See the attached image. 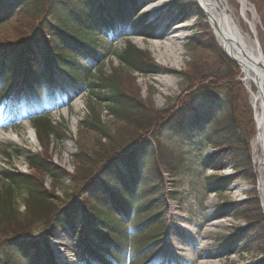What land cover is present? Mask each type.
Returning <instances> with one entry per match:
<instances>
[{
    "label": "trees",
    "instance_id": "obj_1",
    "mask_svg": "<svg viewBox=\"0 0 264 264\" xmlns=\"http://www.w3.org/2000/svg\"><path fill=\"white\" fill-rule=\"evenodd\" d=\"M249 1L264 27V0ZM28 3L0 0V24L12 17L15 8H24ZM193 4H178L182 19L192 12ZM138 10L137 0H42L26 12V32L16 30L6 42L0 41V83L20 87L19 91L26 85L36 94L27 96L24 102L34 113L29 118L39 144L48 151L52 138L65 136L49 119L52 109L58 106L59 93L51 78L55 70L68 76L67 88L89 92L94 103L88 105L89 114L79 128L87 138L92 134L96 137L92 147L80 145L81 151L75 156L80 186L63 204L55 193L69 177L66 171L46 154L8 151L16 158L23 157L31 173L6 170L0 174V264H55L47 239L58 232L77 238L82 264H166L161 255L164 227L157 193L162 175L160 171L150 173L143 163L151 152L153 160H159L165 170L179 177L180 172L192 167L187 162L190 157L178 159L177 153L169 152L167 147L174 146V140L184 141L188 135V146L196 143L194 137L202 133L205 145L222 147L202 168L217 170L231 164L237 172L230 178H207L208 193L226 188L238 177L255 182L251 149L256 135L254 112L239 68L219 48L208 26L201 25L202 33L190 39V50L198 56L186 73L172 72L186 85L180 94L185 98L170 110H156L152 93L147 99L140 96L128 70L147 77L158 74L161 67L131 43L116 53L118 66L111 75L100 69L96 78L91 67L78 65L82 54L94 64L99 57L97 49H110L108 31L115 36H148L144 16L135 17ZM96 36L106 41L96 42ZM202 51L213 58L209 61ZM213 59L216 63L211 65ZM45 77L49 83L46 90L39 87ZM4 95L12 103L10 94ZM97 106L107 110L112 118L109 125L102 121ZM7 109L16 113L14 105ZM45 178L50 187L45 186ZM156 182L153 192L150 183ZM19 191L25 193L22 212L17 202ZM231 207L237 212L235 217L248 221L241 232L264 253V215L259 199L253 195ZM226 251V247L221 250Z\"/></svg>",
    "mask_w": 264,
    "mask_h": 264
},
{
    "label": "rangeland",
    "instance_id": "obj_2",
    "mask_svg": "<svg viewBox=\"0 0 264 264\" xmlns=\"http://www.w3.org/2000/svg\"><path fill=\"white\" fill-rule=\"evenodd\" d=\"M168 1L170 4L167 7L151 14L149 17L147 16L145 26L147 31L150 32L146 36L147 38L118 39L117 37L115 39L112 37L109 52L105 53L102 48L98 49L100 57L96 59V64L89 63L92 76L98 78L100 69L105 74H113L114 69L118 66L116 53L125 49L129 44L128 41L139 50L148 53L152 61L160 67L166 68L167 71L147 77L133 73L130 70L128 72L136 87L140 89V96L143 99L149 98L150 93L153 94L152 102L154 108L158 111L175 108L185 98L184 95L181 96L180 94L181 89L186 85V81H183L180 76L172 74V72L186 73L192 64V59L198 56L190 50V39L202 33L201 25L208 26L201 9L193 4L194 0ZM187 1L193 4L194 9L185 16V19H189L186 23L187 27L179 32V29L174 25L176 19H179V16L182 17L178 4L182 5ZM40 2L42 0H29L24 8H15L12 17L3 25L0 24V41L6 42L15 35L16 30L26 32V12L33 10ZM148 2H152V0H145L143 4ZM228 2L234 12L237 13L239 9L238 1L228 0ZM145 12L146 9H142L136 16ZM181 35H189V38L182 40L181 37L179 38ZM257 36L264 54V28L262 24L257 26ZM95 40L102 41L104 39L96 37ZM168 45L176 51V56H168L165 53ZM202 53L204 57L207 56L209 61L213 58L209 52L202 51ZM88 60V57L81 58L78 64L80 66L85 65ZM104 60L105 62L96 70ZM211 63V65H214L216 63L215 59ZM54 75L56 78H51L56 79L58 82H61V79L64 82L67 81V78L62 74L55 72ZM47 79V77L43 78L42 81L44 82L39 87H45ZM9 88L7 91H11ZM0 89L5 90L7 88L2 86ZM88 93L76 94L72 90L61 92L59 106L51 113L49 119L53 126L61 129L65 136L59 140L52 138L50 144H48V151L37 142L35 133L32 130V122L27 120V113H24L25 109H21L17 113L15 124L9 127L8 122L1 116L5 108L0 97V174L6 170L24 174L31 173L24 158L14 157L15 153L9 154V150H31L33 153L46 154L53 163L66 171L69 176L64 180L63 188L55 193L58 202L63 204L66 200L72 199L74 191L80 186V178L76 175L75 170V156L81 151L80 145L83 144V146L89 148L87 145L92 147L96 140L93 134L89 138L86 135L84 136L85 131L82 134V130L79 128L80 122L89 114L88 105L92 101L89 99ZM215 96L217 99H222L218 94ZM248 101L250 109H252L249 95ZM97 111L101 113L102 121L109 125L112 118L104 106H97ZM205 125L207 127L209 124ZM188 138H190V135L184 141H181V139L174 140V146L169 144L167 147L169 152L177 153L178 159L180 157L183 159L190 157L187 162L192 167L189 165L190 169L185 172L179 170V172H182H180L181 175L178 178H174L171 171L165 170L159 160H153L151 152L144 158L143 165H146L148 171L149 168L151 169L150 173L160 171L162 175V180L158 183L157 193H159L158 202L162 208L160 222L164 227L162 233L164 247L161 251L163 259L167 260V264H264V253L255 249L254 245L250 244L251 241L242 233L247 228L248 221L241 216L233 219L232 215L237 214V212L231 207L248 201L250 196L253 195L260 201L257 181L253 182L238 177L226 188L208 193L206 190L207 178H230L236 176L237 172L231 164L217 170L211 167L202 168V164L218 154L222 147L205 145L202 133L194 137L196 143L191 146H188ZM149 142L153 145L151 139H149ZM189 150L193 153H189ZM253 159L255 160V155ZM0 178H2L1 175ZM44 184L47 187L51 186L47 178L44 179ZM156 184L157 182L150 183L151 188H154ZM0 185H2L1 180ZM17 195V202L20 204L19 208L22 212L24 207L21 204H23L25 193L19 191ZM221 206H225L227 209L221 211L219 208ZM217 218L224 219L217 220ZM237 232H241L242 235H237ZM54 237H56L55 240L49 238L47 242L57 264H81L77 258L81 252V248L77 245V238L62 233H55ZM235 237L236 242L233 243ZM225 247L227 251L222 253L221 250Z\"/></svg>",
    "mask_w": 264,
    "mask_h": 264
},
{
    "label": "bare ground",
    "instance_id": "obj_3",
    "mask_svg": "<svg viewBox=\"0 0 264 264\" xmlns=\"http://www.w3.org/2000/svg\"><path fill=\"white\" fill-rule=\"evenodd\" d=\"M239 9L235 13L228 0H195L205 15L206 23L217 45L241 72V81L247 90L254 112L256 135L252 142V153L257 171V186L264 214V81L262 72L256 65L258 53L253 42V33L257 31L258 19L247 0H237ZM167 0H156L147 5V10L165 7ZM180 31L186 24L178 26ZM177 27V29H178ZM165 53L176 56V51L169 45ZM234 60V61H232ZM161 72L166 68L161 67ZM259 77V80L256 79ZM259 91L257 92V90Z\"/></svg>",
    "mask_w": 264,
    "mask_h": 264
},
{
    "label": "water",
    "instance_id": "obj_4",
    "mask_svg": "<svg viewBox=\"0 0 264 264\" xmlns=\"http://www.w3.org/2000/svg\"><path fill=\"white\" fill-rule=\"evenodd\" d=\"M254 10V13L256 15V12H255V9L253 8ZM253 42L255 43V46H256V52L258 53V60L255 62L257 67L260 69V71L262 72V78H263V81H264V55L262 53V49L260 47V44L258 42V39H257V35H256V32L253 33ZM234 61V60H232ZM235 62V61H234ZM256 79L259 80V77L256 76ZM259 91V89L257 90V92ZM255 176L257 178V171L255 169Z\"/></svg>",
    "mask_w": 264,
    "mask_h": 264
}]
</instances>
